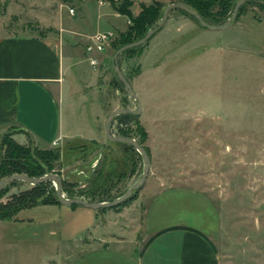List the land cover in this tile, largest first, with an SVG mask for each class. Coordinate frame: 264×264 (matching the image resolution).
<instances>
[{
  "label": "rangeland",
  "instance_id": "1",
  "mask_svg": "<svg viewBox=\"0 0 264 264\" xmlns=\"http://www.w3.org/2000/svg\"><path fill=\"white\" fill-rule=\"evenodd\" d=\"M36 1L0 3L10 32L47 33L38 28L48 26L49 18ZM130 1L133 16L141 5L162 3L161 18L166 6L181 3ZM238 1L231 0L227 8L211 5L207 23H226ZM159 21L143 45L118 57L122 75L141 102V113L125 121L114 118L110 125L111 133L120 136V124L150 159L141 198L142 235L184 225L209 238L219 264H264V1L242 4L223 31H210L178 9L169 11L158 27ZM86 71L90 75L88 66ZM109 73L111 89L119 93L116 109L137 110L112 68ZM15 134L20 133L1 135L0 149L3 136L16 142ZM21 146L35 148L29 140ZM98 148L82 151L73 161V152L59 149L65 198L90 203L94 183L100 187L94 198L112 202L141 178L143 160L136 151L108 140ZM99 176L109 181L91 182ZM54 185L48 190H55ZM6 187L0 203L31 186L18 181ZM80 195L84 197H76ZM16 218L25 225L0 230V264H44L50 257L54 223L71 221L69 235L77 239L82 222L74 220L72 212L60 215L42 206L22 210ZM71 254V261L79 264L78 248L72 246Z\"/></svg>",
  "mask_w": 264,
  "mask_h": 264
},
{
  "label": "crops",
  "instance_id": "2",
  "mask_svg": "<svg viewBox=\"0 0 264 264\" xmlns=\"http://www.w3.org/2000/svg\"><path fill=\"white\" fill-rule=\"evenodd\" d=\"M36 2L49 18L48 26H38L47 29L43 36L10 32L5 24L7 15H0V136L19 132L13 136L18 144L29 140L39 150H63L75 142L101 145L107 141L105 120L116 109L119 94L109 82L115 53L108 45L101 54H92L99 63L95 70L89 65L86 47L98 33L112 32L116 37L129 22L105 0ZM77 156H71V160ZM143 190H139L135 201L119 210L42 206L60 215L72 212L74 220H82L77 239L69 235L71 221L54 223L50 257L44 264H75L71 261L72 246L78 248L79 264H219L207 242L181 230L156 237L141 254L148 240L160 231L187 227L169 226L151 236L142 235ZM23 225V220L17 218L0 221V230ZM1 240L0 233V247Z\"/></svg>",
  "mask_w": 264,
  "mask_h": 264
},
{
  "label": "trees",
  "instance_id": "3",
  "mask_svg": "<svg viewBox=\"0 0 264 264\" xmlns=\"http://www.w3.org/2000/svg\"><path fill=\"white\" fill-rule=\"evenodd\" d=\"M108 1L109 5L111 6L112 10L116 12L117 14L124 16L128 20L127 28L124 32L118 33L116 38L110 43V45L114 42V50L115 52L120 49L121 47H124L126 45L135 43L143 38L145 33H147L154 25L157 24V22L161 18V10L163 8V4L155 1L148 7L141 5L140 12L137 16H133L130 8L132 6V2L130 0H105ZM181 3L185 5L186 7L190 8L194 12H196L204 22L207 23V12L209 11L211 5L218 4L221 7L227 8V6L231 5V0H181ZM178 10H181L183 13L189 15L193 19L197 21V19L187 13L186 11L176 8ZM198 22V21H197ZM216 20L211 21L210 25L216 24ZM199 23V22H198ZM209 24V23H207ZM200 25V24H199ZM201 26V25H200ZM137 49V47L127 49L125 52H131L133 50ZM114 52V53H115ZM117 76V75H116ZM118 78V77H117ZM119 80V79H118ZM120 81V80H119ZM121 83V82H120ZM122 84V83H121ZM124 87V86H123ZM120 118V121L128 120L130 117H132L131 114H125L121 116H117L115 118ZM111 125V124H110ZM120 124L118 125L117 132L121 137H129L130 134L122 132L119 128ZM112 127V125H111ZM139 143V142H138ZM124 145L125 147H128L130 149H135L127 144L119 143ZM140 144V143H139ZM2 149L0 153V181L6 177H9L11 175H25L30 178H39L43 177L45 175H49L51 173L57 175L60 178V150L59 149H50V150H39L36 147H23L16 142H14L9 136L4 135L2 139ZM142 146V144H140ZM86 147V150H85ZM99 147L96 143H85V142H75L73 144H70L66 146L69 151L73 152V155H80L82 151H88L89 153L93 152V150H96ZM63 150H66V149ZM99 149V148H98ZM112 174H110L108 177H111ZM101 177H97V179H94L93 182L99 183L109 181L108 178L101 181ZM18 181L12 182L9 185L16 184ZM51 182L42 183L39 185L31 186L30 189L22 191L18 194L11 195L8 200L4 203H0V221H13L15 220L17 214L21 212L22 210L34 208L38 206H47V205H60V203L57 200L56 197V191L51 188L48 190V185H50ZM7 185V186H9ZM56 187V185H54ZM64 183L61 185L62 194L64 193ZM96 186L94 183L91 187L90 196H92L90 203H102L107 202V200L103 198H94L96 192H99L100 187H94ZM6 186L0 190V196L6 192ZM98 188V189H97ZM139 190H136L133 192V194L125 200L123 203L111 207V208H103L99 211L104 212L107 209L111 210H119L120 208L127 207L130 205L133 201H135L138 197ZM69 192V191H65ZM76 196V197H81ZM97 196V195H96ZM84 197V196H83ZM70 199L72 197H69ZM80 199V198H78ZM109 202V201H108ZM72 208L77 207V205L71 206ZM174 230H181V231H187L194 233L201 237L205 242L209 244V246L212 248V250L215 252V248L211 241L201 232L189 228V227H172L165 229L163 231H160L153 237H151L148 242L145 244L141 254L144 252V250L149 246V244L158 236Z\"/></svg>",
  "mask_w": 264,
  "mask_h": 264
},
{
  "label": "water",
  "instance_id": "4",
  "mask_svg": "<svg viewBox=\"0 0 264 264\" xmlns=\"http://www.w3.org/2000/svg\"><path fill=\"white\" fill-rule=\"evenodd\" d=\"M247 1H250V0H239L235 5L234 11H233L230 19L226 23H224L223 25H220V26L207 24L206 22H204L202 20V18L196 12H194L190 8L186 7L182 3L170 4L164 8L163 16H162V18L159 21L157 26L159 27L165 22L169 11H171L172 9L179 8V9L186 11L190 15L194 16L202 27H204L210 31H223V30L228 29L231 26L232 21L235 19V16L237 14L239 7ZM260 1H264V0H260ZM153 33H154V30L150 29L147 32V34L145 35V37H143L139 41L132 43V44H129V45H126L124 47H121L120 49H118L115 52V54L113 56V70H114L115 74L117 75L118 79L120 80V82L122 83V85L124 86V89H125L127 95L137 103V110L133 111V110H129V109L119 108V109L114 110L112 113H110L105 120V130H106L107 140L110 142L127 144V145L133 147L135 149V151L142 157L143 173H142L141 178L133 186H131L122 196L116 198L112 202H102V203H88L82 199H67V198H65L64 195L62 194V189H61L62 180H61V178H59L56 175H45V176L39 177V178H30V177H27L25 175H11V176L6 177L0 181V190L2 188H4L6 185H8L12 182H15V181L24 182L30 186L39 185V184L46 183V182L56 183V188H55L56 197H57V200L60 203V205H63L65 207H71L73 205H77V206H82V207L96 211V210H100L103 208H111V207H114V206H117V205L123 203L125 200L130 198V196L133 194L134 191L141 189L143 187V184L145 183V180L147 178L149 168H150V159L147 156L146 151L133 138L114 136L111 133L110 124L113 121V119L117 116L125 115V114L138 115L139 113H141V110H142L141 109V102H140L138 96L136 95V93L133 91L129 82L122 75L120 68H119V65H118V57L121 53H123L127 49L143 45L151 37V35Z\"/></svg>",
  "mask_w": 264,
  "mask_h": 264
},
{
  "label": "built area",
  "instance_id": "5",
  "mask_svg": "<svg viewBox=\"0 0 264 264\" xmlns=\"http://www.w3.org/2000/svg\"><path fill=\"white\" fill-rule=\"evenodd\" d=\"M69 14L74 15V10L69 9ZM115 35L112 32L98 33L91 39V44L86 47V53L89 55L88 62L89 65L96 69L99 66L97 59L91 57L92 54L98 53L101 54L104 52L106 47L114 40ZM55 146L56 143H53Z\"/></svg>",
  "mask_w": 264,
  "mask_h": 264
}]
</instances>
